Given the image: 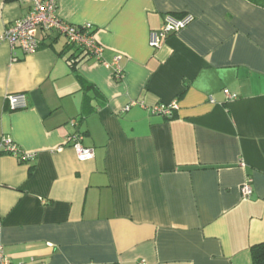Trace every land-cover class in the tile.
<instances>
[{
  "label": "crops",
  "instance_id": "0c3cea01",
  "mask_svg": "<svg viewBox=\"0 0 264 264\" xmlns=\"http://www.w3.org/2000/svg\"><path fill=\"white\" fill-rule=\"evenodd\" d=\"M58 4L63 20L92 25L101 61L52 30L33 53L13 48L4 33L31 0H0V137L33 155L0 151V243L12 263L254 264L264 243V0ZM186 14L188 26L152 47L167 15ZM117 55L120 80L107 65ZM18 93L28 106L12 110ZM173 101L171 118L152 113ZM77 137L92 159L78 158Z\"/></svg>",
  "mask_w": 264,
  "mask_h": 264
},
{
  "label": "built area",
  "instance_id": "2783aa9c",
  "mask_svg": "<svg viewBox=\"0 0 264 264\" xmlns=\"http://www.w3.org/2000/svg\"><path fill=\"white\" fill-rule=\"evenodd\" d=\"M58 3L59 0H31L29 12L6 29L4 39L13 48L18 47L24 53H33L40 47V31L52 30L65 35L68 46L73 49H82L88 57L101 61L103 47L97 42L92 25L90 23L81 26L74 25L63 20L58 15ZM193 19L191 14H186L181 18L167 15L163 26L154 33L150 44L154 48H159L168 35L179 32L188 26ZM107 65L114 67L113 74L117 80L122 79L123 69L118 55L114 57L112 64ZM224 92L229 99L237 98L236 94L227 89ZM8 101L12 110L24 109L28 106L27 95L24 93L11 94L8 96ZM211 101H213L212 98ZM178 109L179 104L177 101H173L168 105L153 107L152 113L171 118ZM81 140L82 137H77L73 141L78 158L82 161L92 159L94 157L93 149L83 146ZM0 151L11 153L22 160L33 158V155L23 152L16 143L7 137H0ZM252 181L251 178H248L242 185L241 190L244 197H250L254 193ZM0 264H13L2 243H0Z\"/></svg>",
  "mask_w": 264,
  "mask_h": 264
},
{
  "label": "trees",
  "instance_id": "16d2710c",
  "mask_svg": "<svg viewBox=\"0 0 264 264\" xmlns=\"http://www.w3.org/2000/svg\"><path fill=\"white\" fill-rule=\"evenodd\" d=\"M7 1H13V0H7ZM75 50L81 51V55L83 54L84 57H88V55L82 49L77 48ZM74 62H78V60L74 61ZM80 80L83 84L86 83V81L84 79L80 78ZM252 256H253V263L254 264H264V243H260V244L252 247Z\"/></svg>",
  "mask_w": 264,
  "mask_h": 264
}]
</instances>
